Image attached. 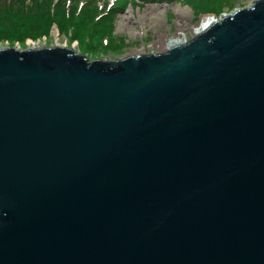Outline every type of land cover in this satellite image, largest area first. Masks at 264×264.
<instances>
[{
    "label": "water",
    "instance_id": "95a60500",
    "mask_svg": "<svg viewBox=\"0 0 264 264\" xmlns=\"http://www.w3.org/2000/svg\"><path fill=\"white\" fill-rule=\"evenodd\" d=\"M162 54L0 49V264H264V0Z\"/></svg>",
    "mask_w": 264,
    "mask_h": 264
},
{
    "label": "rangeland",
    "instance_id": "374dc122",
    "mask_svg": "<svg viewBox=\"0 0 264 264\" xmlns=\"http://www.w3.org/2000/svg\"><path fill=\"white\" fill-rule=\"evenodd\" d=\"M87 1H92L95 3L94 6L100 8L96 17L99 15L98 18H103L106 15V10L111 12L115 4L122 0H79L80 7L83 8ZM199 1L201 0H163V2L155 3L152 0H127L126 8L113 19V31L110 36L116 45L109 50L103 48L89 52L87 43L79 45L78 41L72 40L74 35L71 34V31H60L56 25L39 37H21L14 32L0 33V49L15 48L23 51L29 49L30 42H40L43 47L61 46L73 49L76 53L83 54L88 61L96 59L116 61L131 55H149L157 53L156 48L153 47L154 42L163 34L170 36L176 34L180 23L193 26L199 23L202 16L207 15H215L219 19L222 14L251 7L255 0H225L224 7L216 14L211 10H204ZM130 9L133 12V17L126 19L125 15L130 12ZM178 10L185 11L186 17L181 18L177 13ZM187 37L188 41L194 38L190 35Z\"/></svg>",
    "mask_w": 264,
    "mask_h": 264
},
{
    "label": "trees",
    "instance_id": "16d2710c",
    "mask_svg": "<svg viewBox=\"0 0 264 264\" xmlns=\"http://www.w3.org/2000/svg\"><path fill=\"white\" fill-rule=\"evenodd\" d=\"M224 1L199 2L204 10H211L216 14L224 7ZM126 2L127 0H122L115 4L111 12L106 10L105 17L98 18L99 15H96L100 8L94 6L92 1L85 2V6L81 8L79 0H0V33L14 32L21 37H39L56 25L60 31H71L74 35L72 40L78 41L79 45L87 43L89 52L103 48L109 50L116 45L110 36L113 19L123 12Z\"/></svg>",
    "mask_w": 264,
    "mask_h": 264
},
{
    "label": "bare ground",
    "instance_id": "6f19581e",
    "mask_svg": "<svg viewBox=\"0 0 264 264\" xmlns=\"http://www.w3.org/2000/svg\"><path fill=\"white\" fill-rule=\"evenodd\" d=\"M178 15L181 18L186 17V12L178 10ZM130 17H133V12L130 9V12H128L127 15H125L126 19H129ZM214 20H216L212 15L202 16L198 24H194L193 26H189L185 23H180L178 25V29L176 31V34L173 36L163 34L159 37L158 40L154 42L153 47L156 48L157 53L154 54H162L168 51L171 47L177 46L179 44H183L188 41V35L195 37L198 35L202 30L209 27ZM39 43V44H38ZM61 47V46H58ZM43 48V46L40 45V42H30L29 49H38ZM66 48V47H65ZM3 49V48H1Z\"/></svg>",
    "mask_w": 264,
    "mask_h": 264
}]
</instances>
